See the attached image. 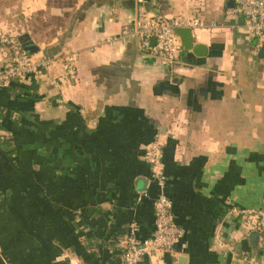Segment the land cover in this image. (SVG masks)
<instances>
[{
    "label": "crops",
    "instance_id": "obj_1",
    "mask_svg": "<svg viewBox=\"0 0 264 264\" xmlns=\"http://www.w3.org/2000/svg\"><path fill=\"white\" fill-rule=\"evenodd\" d=\"M144 2L215 24L192 30L204 55L183 49L168 67L135 41L105 44L136 0H0L1 31L38 58L73 54L78 72L0 87V264H123L133 228L155 231L161 189L144 154L157 138L183 236L140 264H264L233 213L264 210V42L234 0Z\"/></svg>",
    "mask_w": 264,
    "mask_h": 264
},
{
    "label": "built area",
    "instance_id": "obj_2",
    "mask_svg": "<svg viewBox=\"0 0 264 264\" xmlns=\"http://www.w3.org/2000/svg\"><path fill=\"white\" fill-rule=\"evenodd\" d=\"M135 20L124 27L117 35L110 36L105 44L135 41L140 49L158 60L162 65L172 67L180 59L183 47L176 29L214 28L215 24L207 25L200 18H170L152 15L144 6V0H136ZM234 13L244 20L245 30L259 42H264V0H234ZM0 51L6 54V62L0 66V87L22 78L36 76L49 71L59 64L69 79L77 76L76 58L73 54L62 57L38 58L23 49L18 38L0 30ZM144 160L150 165L152 179L161 189L154 203L155 231L151 238L138 240L135 229L126 237L123 246V264H140L147 256L163 255L171 252L183 231L175 224L172 212V201L163 193L166 175L163 170V145L159 138L146 149ZM242 220L248 221L249 232L264 234V210L245 209L233 210ZM264 244V237L260 238Z\"/></svg>",
    "mask_w": 264,
    "mask_h": 264
},
{
    "label": "water",
    "instance_id": "obj_3",
    "mask_svg": "<svg viewBox=\"0 0 264 264\" xmlns=\"http://www.w3.org/2000/svg\"><path fill=\"white\" fill-rule=\"evenodd\" d=\"M176 35L180 38L182 47L185 51H192L198 56H203L205 53V48L203 46H198L194 43L193 31L191 29H176ZM22 43V42H21ZM26 52L29 54H34L36 49L33 46H24ZM259 56L264 58V43L260 46ZM259 241V233H252L250 236V244L256 246Z\"/></svg>",
    "mask_w": 264,
    "mask_h": 264
},
{
    "label": "trees",
    "instance_id": "obj_4",
    "mask_svg": "<svg viewBox=\"0 0 264 264\" xmlns=\"http://www.w3.org/2000/svg\"><path fill=\"white\" fill-rule=\"evenodd\" d=\"M8 33H10V32H8ZM10 34H12V33H10ZM12 35H14V34H12ZM14 36H16V35H14ZM17 37V36H16ZM18 38V37H17ZM18 40H19V38H18ZM19 42H20V44L22 45V47H23V43H21V41L19 40ZM23 49H25L24 47H23ZM7 60V59H6ZM6 60H5V62H6ZM5 62H4V64H5ZM3 64V65H4ZM3 65H1V66H3ZM76 68H77V66H76ZM48 72L49 71H43L42 73H40L39 75H36V76H30V77H26V78H22V79H20V80H16V81H13V82H24V81H26V80H28L29 78H32V77H36V78H41L42 76H45L46 74H48ZM78 73V72H77ZM10 83H12V82H10ZM9 83V84H10ZM8 85V84H7ZM6 86V85H5ZM261 237H264V234L263 233H259V242H258V244L256 245V247H258L259 249H261V250H263V252H264V244L263 243H261V240H260V238ZM122 263H123V260H122Z\"/></svg>",
    "mask_w": 264,
    "mask_h": 264
}]
</instances>
